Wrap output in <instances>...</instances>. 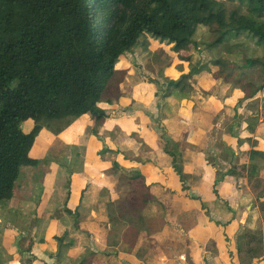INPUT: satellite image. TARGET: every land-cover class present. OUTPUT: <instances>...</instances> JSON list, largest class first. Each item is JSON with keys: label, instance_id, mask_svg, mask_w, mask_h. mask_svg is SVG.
Masks as SVG:
<instances>
[{"label": "trees", "instance_id": "16d2710c", "mask_svg": "<svg viewBox=\"0 0 264 264\" xmlns=\"http://www.w3.org/2000/svg\"><path fill=\"white\" fill-rule=\"evenodd\" d=\"M201 34L206 50L217 47L220 56L209 62L198 59L191 63L190 55L179 54L185 45L193 46L200 54L202 50L195 40ZM149 40H153V46L160 45L159 50L153 47L157 61L166 52L163 45L170 46L182 61L178 67L180 76L169 75L164 80L157 63L158 77H152L155 96L171 104L176 114L182 101L191 99L197 77L208 81V87L201 88L204 96L213 92L215 85L224 96V87L229 85L234 71H238L237 80L246 79L251 87L242 96L253 98L264 89V0H0V206L13 195L21 169L39 164L32 149L44 126L83 115L105 121L102 106L111 101L102 102L101 97L115 74L116 64L125 54L137 53L140 57ZM232 87L231 97L235 94ZM235 104L238 106L232 102L226 106L235 107L232 111L236 117L242 102L236 99ZM253 118L243 119L247 136L232 135L239 148L250 143V162L233 165L226 173L246 177L255 205L264 217V193L260 192L263 167L254 161L256 156H264V137H251ZM168 119H154L160 133L153 130L162 152L170 158L180 192L168 188L164 191L196 198L188 194L191 188L183 174L180 141L172 135ZM118 164L114 162L115 170H127ZM127 171L131 176L121 174L119 190L122 184L129 188L141 181L145 186L142 202L151 201L149 186L139 168ZM127 193L125 196L116 192L109 199V207L113 206L122 223L135 224L141 231L138 225L142 224V208L131 200L132 193ZM71 194L68 190L63 210L75 216L78 228L79 208L68 207ZM111 214L107 213L108 222L116 220ZM227 222L217 224L226 228ZM222 236L229 264L264 262V220L262 229L244 226L234 236L224 232ZM53 240L57 248L67 245L62 236L55 235ZM31 247L28 245L26 250L30 252ZM85 262L86 258L79 264Z\"/></svg>", "mask_w": 264, "mask_h": 264}, {"label": "rangeland", "instance_id": "374dc122", "mask_svg": "<svg viewBox=\"0 0 264 264\" xmlns=\"http://www.w3.org/2000/svg\"><path fill=\"white\" fill-rule=\"evenodd\" d=\"M203 34L198 35L195 40L196 45L202 50L200 54L194 50L193 46L185 45L179 55L184 57L190 55L191 63H196L198 59L209 62L219 57L221 52L219 48L213 47L206 50V46L203 44ZM159 46L157 44L153 46V40H149L147 46L139 53L140 57L137 53L134 55L125 54L116 64L115 74L101 97L102 102L109 100L113 104L110 107L102 106L107 115L105 119L107 122L87 120V116H80L44 126L32 149V154L40 159L39 164L25 166L21 169L13 195L0 206V264H79L84 258H86L85 264H157L153 260L159 259L154 246L157 238L153 236V233L162 230L166 224L174 229H181L180 221L177 218H167L168 214L172 215L179 207L171 208L167 213L163 204H153L152 200L151 204L143 203L145 186L141 181L129 184V188L122 184L121 190L118 188L119 185H116L117 193L127 196V192L130 191L132 193L131 200L142 208L140 214L144 234L143 230L141 232L135 227V224L134 227L126 225L116 217L113 206L109 207V199L113 198V194L104 180L109 177L108 174L113 176L117 183L121 180V174H124L125 177L131 176L127 170H115L114 162L121 161L128 154L130 149L128 144L138 145L142 148L141 144H146L147 137H152L153 142V128L160 133L154 119L173 115L176 112L170 106L171 104L169 105L166 100L162 101L163 98L160 99L159 95L157 99L160 102L157 101L158 103L153 105V118L145 112L143 107L135 105L137 103L148 105L153 102L152 77H158L157 69L160 67L157 66V63L161 65L160 77L170 75L176 78L181 75L178 67L182 61L177 53L170 50V46H162L166 52H162L160 61L156 60L157 56L153 58V47L159 50ZM134 62L137 66L133 65ZM238 76V71H234L228 84L242 90V93L249 92L251 87L247 86L246 79L237 80ZM164 80L159 79L160 82ZM205 81L198 85L200 90L196 89L197 91H202V85L206 86ZM197 82L190 94V97L196 101H198L195 91ZM186 100L184 99V101ZM242 101L246 104L238 107L240 112L236 117L232 109L235 110L237 104L232 109L228 107L216 115H209L210 121L215 122V129H220L219 132L224 128L228 132L229 128V133L237 136L241 132L248 133L243 119L250 115H256L251 121L253 133L250 132V134L253 139L264 137V89L253 98L244 97ZM112 106L116 108L111 113ZM160 107L162 111H160ZM119 108H123L125 116L123 118L111 116L120 111ZM146 109L149 110V108ZM186 109L189 108L186 107ZM197 113L202 112L197 111ZM206 119L208 122V118ZM146 120H149L150 124L153 121V125L143 134L140 130L149 123H144L140 128V122ZM243 126L245 129L240 131ZM79 132L84 134L80 140L76 134ZM95 145H98V148L93 151L92 147ZM249 146L250 143L243 145L241 150L247 152L240 153L236 160L234 157L235 164L239 163L242 158L246 160L247 154L250 162ZM105 147H108L109 150L104 152L103 148ZM254 161L263 167L260 174L264 177V156H256ZM68 182H71L69 187H67ZM68 190L72 192L68 207L72 210L79 208L78 228H75V216L63 210ZM260 192L264 193V185ZM76 195L80 202L77 201L75 204ZM191 200L199 204L197 199ZM252 201L255 204L254 195ZM248 202L245 200V208L238 210L243 213L252 212L253 203L249 204ZM247 205L249 210H247ZM199 210L207 216V208L203 206ZM109 211L116 219L114 222H108L107 213ZM255 211V213H249L253 220L248 218L247 220L250 225L253 224L252 228L262 229L264 217L258 213V210ZM207 220L212 222L209 218ZM88 222H108V225L104 227L103 232L97 226L95 231H91L89 227L91 224ZM55 235L62 236L63 242L67 245L57 248V244L53 240ZM171 241L169 250H173L176 255L181 251L182 242L179 237H175ZM231 241L235 244L233 237ZM173 242L174 244H172ZM160 243L163 241L160 240ZM30 244L32 250L28 252L26 247ZM184 244L183 256L186 254L185 258L188 264H195L192 260L193 248L186 245L190 244V240L187 239ZM56 250L57 252L54 254ZM163 253L162 256L165 259V254L169 251L166 250ZM178 255L185 264L183 256ZM206 263L208 262L206 261ZM167 264H173V261L169 260Z\"/></svg>", "mask_w": 264, "mask_h": 264}, {"label": "crops", "instance_id": "0c3cea01", "mask_svg": "<svg viewBox=\"0 0 264 264\" xmlns=\"http://www.w3.org/2000/svg\"><path fill=\"white\" fill-rule=\"evenodd\" d=\"M204 80H206V86L202 85L201 88L208 87L206 77H197V89H199L198 85H201ZM224 88L226 90V92L224 91V96L220 93L221 89L219 90L216 85L213 92L205 96L202 91H197L196 94L199 104L198 101L192 98L186 101L183 100L178 114L175 113L176 115L173 114L163 117L166 119L169 118L167 123L172 127V135L175 139L180 141L183 174L186 179V185L191 188L188 194L190 197L200 198V200H198L200 202L198 203L201 204L200 206L191 200L196 198H189L185 193H177L180 192V184L177 177L171 171L170 158L162 152V149L159 147L160 144L157 143L156 136L158 134L156 135L154 130L153 142L152 137H147L146 144H141L142 148L138 145L128 144L130 149L128 154L125 155L127 158L123 157L121 161L118 160L120 168L127 170L132 167L139 168L144 176L145 185L149 186L147 190L149 189L150 191L153 204H163L165 209H167V213L171 208L177 209V207H179L172 215L168 214L167 218H177V220L180 221L181 229H174L169 224H166L162 230L153 233V236L157 238L156 242H154V246L156 247L155 251L160 255V258L157 256L159 258L158 262L157 260L155 261L157 264H167L169 260H172L173 264H183L178 254L183 256L184 241L186 242L187 239L190 240V244L186 245H190L193 248L192 260L195 264H229L227 250L224 246L222 236L223 232L224 234L230 233L234 236L241 227H253V224L250 225L247 218L252 221L253 218L249 213H255V210H258V208L252 201L253 194L248 189L246 177L239 176V178L226 173L231 166L236 165L234 163V157L236 160L240 153L247 151L241 150L243 147L239 148L235 139H232L233 134L231 132L229 133V128L228 132L225 128L221 129V132H219L220 129H215V122H211L209 118V115H216L220 111L227 109L226 104L228 105V103L232 102V105H235L236 99H240L242 105H244V103L246 104V102L242 101L244 98L242 96V90L240 91V89L233 86L232 89L234 88L235 94L231 97L230 85ZM154 91L153 89L152 103L148 105H142L141 103L135 104L137 107H143L145 112L149 113L152 118L153 105L160 102L157 96H155ZM193 103H196V106L193 107ZM110 105L113 104L110 103L105 106L110 107ZM186 107L189 109H186ZM115 108V106H112L111 113L115 111ZM146 108H149V110ZM119 109L121 110L116 114L113 113L111 116L123 118L125 116V111L123 108ZM197 111L202 113L198 114ZM255 116L256 115H250L249 117ZM206 118H208V122ZM86 119L91 120L88 116ZM105 122H107V120ZM147 122L149 123L147 125L148 127L144 126V128L140 130L143 134L153 125V121L152 124H150L149 120H146L140 122V128ZM245 127L243 126L240 131H243ZM76 134L79 140L84 136V134L80 132ZM239 135L243 137L247 136L248 133L241 132ZM239 135L237 134V136ZM186 143L189 147L185 145ZM97 148L98 145L92 147L93 151ZM206 158H208L209 161H207ZM243 163H249L248 154L246 160L242 158L237 164ZM108 175L109 177L104 180V183L110 188V192L114 197L116 194L115 187L117 181L113 176L110 174ZM216 178L219 179L217 180ZM78 183L80 184V182ZM243 185L246 187L243 188ZM167 188L176 190L177 192L172 194L168 192V190L164 191V189ZM245 200H248L249 204L253 203L254 208L251 210L252 212L248 211L247 213H243L238 210L239 208H245ZM77 201L80 202V200H77L76 195L74 203L76 204ZM152 202L149 201L146 205ZM68 203L70 202L68 201ZM202 204L208 209L207 216H205V214L203 215L199 210ZM247 208V210H249L248 205ZM258 213L261 214L259 210ZM206 217L211 219L212 222H208ZM225 222L228 223L226 228H224L223 225L217 224ZM88 224H91V226H89L91 231H95L94 229L97 226L103 232L108 222H88ZM138 226H141L143 229V232H141L145 234L142 224ZM141 232H139V234H141ZM175 237H179L182 242L181 251L176 255L173 250H169L171 249V240ZM160 240H162L163 243H160ZM172 244H174V242ZM166 250L169 251V253L165 254L164 259L162 254H164L163 251L165 252ZM179 250L175 251L177 252ZM185 257L186 254L183 256L184 263L188 264ZM206 261L208 263H206ZM261 263L264 264L263 261ZM252 264H257V262H253Z\"/></svg>", "mask_w": 264, "mask_h": 264}]
</instances>
